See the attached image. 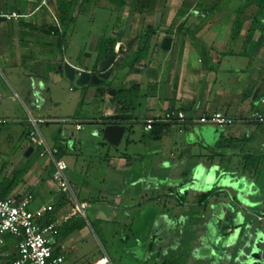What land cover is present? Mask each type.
I'll return each instance as SVG.
<instances>
[{
	"label": "crops",
	"instance_id": "crops-1",
	"mask_svg": "<svg viewBox=\"0 0 264 264\" xmlns=\"http://www.w3.org/2000/svg\"><path fill=\"white\" fill-rule=\"evenodd\" d=\"M60 1L73 2L72 15L76 22L82 10L85 12L92 7L114 13L118 20L102 37L116 43L113 88L117 92L116 89H131L136 84L140 90L137 107L131 113L121 114V107L113 102L116 93H109L107 98L100 86H86L84 101L93 100L94 106L101 104V107L93 109L83 119L72 120L78 132L84 130L83 123L103 132L100 123L112 121L115 116L124 117L126 132L119 147L103 139L92 143L94 153L91 154L79 153L80 143L75 147L73 143H66L65 149L53 147L59 151V157L62 152L60 158L68 165L67 177L76 200L87 204L93 217L111 225L104 233L105 239L110 243L137 240L138 233L132 228L135 220L143 219L144 222L151 216L143 209L160 208V204L182 199L195 184L205 185L207 178L200 183L196 178L200 171L209 174L205 163L211 159L220 168L224 165L229 168L233 160L240 166L246 161L251 165L255 161L259 162V167L254 165L249 171L245 170L242 182L241 179L236 181L231 199L221 202L212 196L210 203L197 207L209 208V212L204 214L206 221L202 225L205 228L196 238L175 231L162 235L152 232L146 237L145 248L149 257L156 258L162 252L170 254L186 242L194 241L189 264H212L211 260L213 264H223L220 261L223 255H231V264L264 263V229L259 234L251 232V225L264 223V124L250 121L255 113L264 117V9L260 8V0H128L123 8L110 0H0V17L18 16L0 22V66H13L18 71L25 69L30 71V77L38 79H45L51 73L60 83L65 75L59 67L66 61L53 56L55 45H60V37L51 34L52 30H61ZM238 19L243 22L242 30L239 37L234 38ZM76 22L69 28L72 34ZM151 30L154 34L149 56L131 72L134 54ZM158 32L171 34V37L165 36L160 41ZM165 38L172 39L171 48L166 56L157 57ZM109 47H112L111 42ZM152 76L154 82L150 80ZM14 77L17 76L13 74ZM21 79L23 82L24 77ZM4 83L0 77V102L4 98ZM6 87L21 97L13 85L9 83ZM8 95L10 101L16 103V97ZM23 96L31 104L30 109L27 107L31 118L52 120L57 125L52 133L60 129V118L49 111L48 100L34 101L33 93L23 92ZM175 110L184 112L191 120L221 112L236 122L225 128L188 123L156 125L151 132L145 130L146 119ZM26 135L28 142L21 152L4 157L0 154V190L6 182L18 178L7 199L29 200L32 211L53 206L48 214L54 218L58 233L50 242L57 256L64 257L63 264H97L105 260L109 264H122L114 261L106 251L101 253L95 249L90 254L83 253L82 243L95 236L87 218L84 229L60 235L61 229L78 217L73 216L74 198L60 191L53 178L52 160L42 157L43 150L32 144L30 134ZM56 140L60 143V134ZM30 148L33 151L27 155ZM95 154L101 159L103 156L106 173L98 180L96 188H90L85 178L89 177ZM216 157H219L217 162ZM21 170L26 172L19 178ZM224 174L220 182L225 192L230 183L224 181L228 171ZM185 203L181 202V208L186 207ZM215 210L221 216L213 223ZM103 213L109 219L103 218ZM46 216L41 226L49 225H43ZM184 220L188 221L185 216ZM227 220L239 227L249 226V233H220L218 226ZM209 225H212L211 230ZM243 241H249L250 254L244 256L247 261L240 258L244 251ZM18 242L14 236L4 237V243L0 244V264H12L18 258ZM257 244L260 250L256 249Z\"/></svg>",
	"mask_w": 264,
	"mask_h": 264
},
{
	"label": "rangeland",
	"instance_id": "rangeland-1",
	"mask_svg": "<svg viewBox=\"0 0 264 264\" xmlns=\"http://www.w3.org/2000/svg\"><path fill=\"white\" fill-rule=\"evenodd\" d=\"M113 14L114 13H112L111 11H106L95 7L85 9V12L82 10V12H80L77 17L75 31L72 34L70 32V29H68V34L66 35L63 48L61 49L60 45H55L53 49V56L59 60L65 58L66 63L73 64L79 71H82L84 69H87L88 71H92L94 73L99 71L100 65H98L97 61V48L102 46V43L100 42L103 39L102 37L106 36L105 34L118 20V18L116 16H113ZM158 35L160 41H162L165 36L171 37V34H164L159 32ZM166 54L167 51H163L161 49L160 43L158 52L155 56H166ZM116 66L117 64H114V72L111 78L108 81L103 82L100 86L101 90L106 92L105 96L107 98H109L110 91L115 90V88L113 87L116 78ZM154 67L157 68V64H155ZM13 74L17 76L16 78L14 77L16 80L12 78ZM30 74V71L26 72L25 69H22V71H18L15 70L13 66H0V77L2 78V80H4V84L9 86L10 83L21 95L20 97L19 95L17 96V94L13 90L9 91L6 85L5 89L2 90V93H4V98L3 101L0 102V117H2L1 120L3 121V123L0 124V154L3 155L1 157L14 154L18 151L21 152V149L25 146V144H27L26 142H28V140L26 139V134H30L33 131L31 116L29 115L27 110V107L28 109L31 108V104L25 98V96H23V92L27 93L28 95L30 93H33L34 101L41 99L45 102V100H48L47 107L49 108V111H53L54 114L60 118V129H55L56 132L52 133V128L57 126L54 125L52 120H50L49 122L47 121L48 123H50V125H47L48 123L46 122L47 124H41L39 126V131L47 141L49 147L53 148L54 145H57L59 148L65 149L66 147L64 144L66 143H73V146L80 143L79 149L77 148L79 153H94L92 143L98 140H104L102 131L98 130L96 127L88 125L87 123H83L82 126L84 127V130L82 132H78L76 126L72 123V120L79 118L83 119L84 117H86V115L91 113L93 109L98 108L99 110V106L101 107V104L94 106L93 100H90L88 102L87 99L86 101H84V89H86L87 87H79L75 83L67 80L65 77L60 79L59 83L54 74L51 73L45 76V79L30 77ZM21 76L24 77L23 82ZM17 79H19L18 82ZM150 80L154 82V77L152 76ZM88 87L96 88L97 86L89 85ZM116 90L118 92H116V96H113L114 100L123 99L124 96L121 97V94L119 93L120 89ZM8 93L16 97V103H12L10 101V95H8ZM139 93L140 90L137 92L130 89L127 96L132 95L131 97L134 100H137L136 103L138 104ZM114 100L113 102H115ZM48 128H51V130H49ZM62 133L64 134L62 135ZM59 134L60 143H58V141L56 140V138L59 137ZM63 137H65V139H63ZM41 150L44 151L45 149L41 148L40 151ZM215 151L217 152L218 150L215 149ZM94 156L95 157L91 165L89 177L85 178L86 183L88 186H90V188H96V185H98V180H100V178H103V175L106 173L105 161L103 160V156L102 159L100 155L98 156L97 154H95ZM218 159L219 157H216L215 162H217ZM237 163L238 162L233 160L229 164V168H227L224 164V166L220 168L216 163H213L211 159L210 162H208L207 164L205 163L209 174L206 175L204 171L199 170L200 172H198V176L196 178L199 183L207 178L208 182L205 185L201 186L199 184H195L190 188V193L184 195L182 199H180V197L178 198L180 201L175 200L171 203L160 204V208H155L153 210H148V208L143 209L144 212L147 213V216H151L149 217V219H147V217L144 222L143 219L141 221L138 218L137 220H135V225L132 226V228L133 231L138 233L137 240H129V242L119 240L111 243L108 242L105 239L104 233L106 230H108V228L111 227V225L108 222H104L99 229L97 228V233L93 228L92 230L89 226L92 234H94L95 236L94 238H91L82 243L81 250L84 254H90V252L95 249L100 251L101 253H104L106 251L114 261H118L122 264H164L165 261L170 260V258L171 260L173 259V261H178L179 263L182 262L183 264H189L191 260L190 256L193 251V245L196 242H186L182 249L179 250V253L178 251H172L170 254L168 253L167 255H164L165 252H162L161 256L154 258L147 255V249L145 248L147 242L146 237L152 232H157L162 235L168 233L170 234V232L175 231L179 233H185L187 237L196 238L199 235V232L203 231V227L205 228V226L202 225V223L206 221V216L204 214L209 212V208L205 210H203L202 208H197L200 206V195L210 191V193H212L210 198H212V196H215L217 197V199H220L221 202L226 198L231 199L232 195H234V189L236 190V181H239L242 178V174L245 173V170L248 169L249 171L250 167L254 165H257V167H259V162L257 164V162L255 161H253L252 165L249 161L244 162L242 166L238 165ZM222 173L227 174L226 177H228L224 181L230 183L229 188L224 189L225 192L221 189L222 183L220 181H223V175H221ZM220 195L221 197L218 198ZM209 199L206 201V204L210 203V201L212 200ZM182 201L186 202L185 208H181ZM163 205L167 207L164 208ZM158 213H160V215ZM103 214V218H105L106 220L109 219L108 217H106L105 213ZM215 214L216 215H214V217L212 218L213 223L217 222V220L219 221V216H221V213H219L217 210H215ZM260 215L262 214L260 213ZM183 216H185L188 221H183ZM164 217H166L165 222ZM188 222L189 224H187ZM251 226H253L251 232L255 234H259L260 231L264 229L263 222L255 223ZM218 227L219 232L222 234H230L234 232L249 233L250 231L249 226L239 227L229 220H227L223 224H220ZM208 228L209 230H211L212 225H209ZM226 243H228V241H226ZM248 245L249 241L242 242L241 248L244 251L241 254L242 257L240 258L245 261L247 260L244 256H248V254H250ZM257 245L258 247H256V249L260 250L259 244ZM262 247L264 248V243L262 244ZM213 260L214 262L216 261L215 258ZM220 261H223V264H231L232 257L231 255H223V257L220 258ZM211 263L213 264L212 260Z\"/></svg>",
	"mask_w": 264,
	"mask_h": 264
},
{
	"label": "built area",
	"instance_id": "built-area-1",
	"mask_svg": "<svg viewBox=\"0 0 264 264\" xmlns=\"http://www.w3.org/2000/svg\"><path fill=\"white\" fill-rule=\"evenodd\" d=\"M16 14L0 18H17ZM250 121L257 124H264V117L258 113L251 116ZM236 121L218 112L212 115H205L192 120L180 111H169L164 115L148 118L144 121L145 130L151 132L156 125H176L183 126L188 123L196 125L211 124L218 128L231 126ZM3 121L0 120V124ZM45 120L31 118L33 131L30 133V141L33 145L44 148L42 157H49L54 165V181L57 183L61 192L70 194L75 201L73 216L87 218L88 205L80 203L74 197L73 190L67 177L68 165L59 157V151L50 148L39 131V126L45 124ZM81 126H78L80 129ZM30 201L23 200L16 202L13 199L0 200V244L4 243V237L14 236L19 240L17 250L18 258L12 264H63V256H55L51 246V238L58 233L56 224L41 226V221L45 216L53 211V206L49 205L38 210L32 211L29 208ZM97 264H109L107 260Z\"/></svg>",
	"mask_w": 264,
	"mask_h": 264
},
{
	"label": "trees",
	"instance_id": "trees-1",
	"mask_svg": "<svg viewBox=\"0 0 264 264\" xmlns=\"http://www.w3.org/2000/svg\"><path fill=\"white\" fill-rule=\"evenodd\" d=\"M115 2V4L117 5V7L119 8H123L126 4L128 0H110ZM260 8L264 9V0H260ZM72 5L73 2L72 1H60V5H59V11H60V16L58 17L59 22H60V29L63 31L61 32V30H52L51 34L59 36L60 37V48H63V44L66 38V35L68 34V29L69 27L76 22V17H74L72 15ZM242 25L243 22L241 21V19H238V21L236 22V27L234 30V38L239 37L241 30H242ZM154 34V32L151 30L149 33L146 34V36H144V38L142 39V43L141 45H139V47L137 48L135 54H134V62L132 65V69L131 72H133L135 70V66L139 65L140 63L146 62L148 56H149V51H150V41L152 39V35ZM102 46L97 48L98 51V65H100L102 63V61H104L105 59L109 58L112 55H116V51H115V41H111L109 38H103L101 41ZM112 44V47H109V44ZM63 62V60H62ZM102 84V83H101ZM101 84L95 85V86H101ZM131 89L134 91H139V86H137L136 84L131 86ZM130 90L127 88H122L120 89L119 93L121 94V97H123V99H115L114 101L121 107L119 110V113L121 114H128L131 113L136 105H137V100H134L131 96H127L128 91ZM118 92V91H117ZM132 99H131V98ZM132 100V101H131ZM62 152H60V157L62 156ZM26 172V170H21L18 173L19 178ZM18 178L14 179L12 182H6V184L2 187V190H0V200H5L8 198L9 192L13 189V187L16 185V181ZM211 197V193H204L202 195H200V206L202 207L203 204H206V201ZM204 210V208H202ZM91 210L87 209V220L89 222V224L91 225V227L96 231L97 233V228L99 229L104 223L102 220H98L95 217L92 216ZM75 221V220H74ZM54 222V218L48 214L46 216V219L43 223V225L45 224H50ZM73 222V220H72ZM69 222L64 228L61 229V234L60 235H68L70 233H73L76 230H81L84 229L87 226V222L86 219H84L83 217L78 216L76 218V221L74 223ZM71 224H73L71 226ZM100 231V230H99ZM102 232V231H101ZM185 243V242H184ZM182 248H180L179 250H181ZM178 250V253H179ZM54 255L57 256V253L54 252ZM178 256V255H177ZM164 264H183L182 262H178V261H173V259L165 261Z\"/></svg>",
	"mask_w": 264,
	"mask_h": 264
},
{
	"label": "water",
	"instance_id": "water-1",
	"mask_svg": "<svg viewBox=\"0 0 264 264\" xmlns=\"http://www.w3.org/2000/svg\"><path fill=\"white\" fill-rule=\"evenodd\" d=\"M7 18H0V22H5ZM172 44V39L165 38L163 40L162 49L165 51L170 50ZM116 55H112L109 58L102 61L100 64V74L93 75L88 70L79 71L77 68L73 67L69 63H64L59 67L61 72H64V75L67 80L75 83L79 87H86L89 85H98L105 81H108L113 73V65L116 61ZM112 95H115L116 91H110ZM124 117L115 116L112 121L100 123L103 127V138L104 140L113 147H119L123 137L126 132V125L122 122ZM33 151V148H30L27 152L29 155Z\"/></svg>",
	"mask_w": 264,
	"mask_h": 264
},
{
	"label": "flooded vegetation",
	"instance_id": "flooded-vegetation-1",
	"mask_svg": "<svg viewBox=\"0 0 264 264\" xmlns=\"http://www.w3.org/2000/svg\"><path fill=\"white\" fill-rule=\"evenodd\" d=\"M91 73H92L93 75H95V74L99 75L101 72H100V70H99V71H97V72H95V73L91 71Z\"/></svg>",
	"mask_w": 264,
	"mask_h": 264
}]
</instances>
